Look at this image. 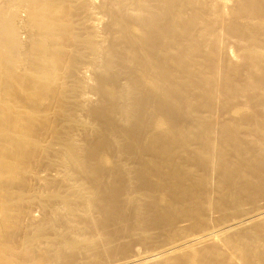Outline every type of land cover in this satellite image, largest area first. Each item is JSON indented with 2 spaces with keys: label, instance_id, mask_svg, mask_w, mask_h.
Segmentation results:
<instances>
[{
  "label": "bare ground",
  "instance_id": "6f19581e",
  "mask_svg": "<svg viewBox=\"0 0 264 264\" xmlns=\"http://www.w3.org/2000/svg\"><path fill=\"white\" fill-rule=\"evenodd\" d=\"M0 264H264V0H0Z\"/></svg>",
  "mask_w": 264,
  "mask_h": 264
}]
</instances>
